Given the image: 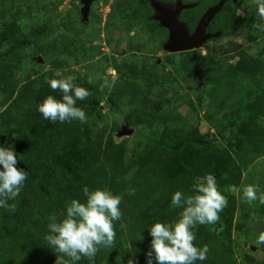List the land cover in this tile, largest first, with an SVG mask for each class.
I'll return each instance as SVG.
<instances>
[{"label":"rangeland","instance_id":"374dc122","mask_svg":"<svg viewBox=\"0 0 264 264\" xmlns=\"http://www.w3.org/2000/svg\"><path fill=\"white\" fill-rule=\"evenodd\" d=\"M219 1L182 0L190 7L179 21L192 33ZM153 15L149 0H92L84 17L81 0H0V146L16 150L32 134L43 145L72 137L87 165L81 177L59 174L60 194L46 198L35 185L22 189L14 204L55 214L59 222L71 200L85 202L84 187L106 188L122 198L116 236L78 264H146L148 228L175 222L183 209L170 208L174 192L191 195L210 173L228 205L215 224L193 229L194 245L209 249L202 264H264V243L258 242L264 203L243 198L248 185L264 193V93L247 104L246 122L230 123L240 99L264 82V32L254 27L264 20L257 2L225 0L206 29L215 36L183 61L189 76L163 49L167 31ZM68 76L91 93L77 101L87 121L55 122L45 130L37 106L48 95L62 97L47 81ZM31 116L39 119L37 126L26 129ZM124 127L131 133L120 134ZM1 213L0 264L69 259L48 247L44 237L52 233L36 218L30 221L32 214L25 222L9 221L7 230Z\"/></svg>","mask_w":264,"mask_h":264},{"label":"clouds","instance_id":"9594fccd","mask_svg":"<svg viewBox=\"0 0 264 264\" xmlns=\"http://www.w3.org/2000/svg\"><path fill=\"white\" fill-rule=\"evenodd\" d=\"M257 15L264 20V0H256ZM264 32V24L254 25ZM94 81L90 77L88 83ZM49 87L59 90L62 97L48 95L37 106L38 112L45 120L51 122L87 121L85 111L77 106V101H84L91 93L84 87L74 83V77L49 79ZM18 155L14 148L0 146V208L15 211V200L27 180V172L18 168ZM229 192H238L236 186H229ZM258 186L248 185L243 189L244 200L251 204L259 199L264 203V193ZM85 202L71 200L66 206L63 219L59 222L55 214H51L48 224L49 232L44 238L48 247L59 256L69 258L65 264H78L82 257L92 260L100 246H110L116 236L114 222L121 219V196L113 194L106 188L90 190L84 187ZM228 205V199L218 188L212 174H206L192 189L191 195L176 191L171 197L170 208L183 209L179 218L172 223L167 221L155 222L149 228L151 249L146 254V264H202L207 259L208 246L197 247L193 229L196 225L215 224L219 213ZM259 243H264V234L258 237ZM133 264V262H131Z\"/></svg>","mask_w":264,"mask_h":264},{"label":"trees","instance_id":"16d2710c","mask_svg":"<svg viewBox=\"0 0 264 264\" xmlns=\"http://www.w3.org/2000/svg\"><path fill=\"white\" fill-rule=\"evenodd\" d=\"M166 38H164L163 41H165ZM192 55L193 50H189L172 53L170 54V57L177 70L189 76L190 73L184 68L183 61H190ZM210 86L211 84L208 83L206 87ZM263 93L264 82L257 85L250 96H243L239 101L237 112L230 118V123L237 126L241 122H246L248 118L247 104L254 101ZM97 97V100L99 101L102 95H98ZM38 120L39 119H34L32 116L27 118L23 123L24 128L27 127L26 129H28L29 127L37 126L36 123ZM39 122L44 126L45 130L55 126L53 122L45 120L43 117ZM40 124H38V126H40ZM36 135L37 134L26 136L23 141L20 140L19 143L16 144V150L14 149L18 155L16 166L28 171L29 177L22 188L24 189V192H26L29 187L36 185L43 196L51 198L52 196L60 194V192L64 190V183L61 181L64 176L63 174L62 177L59 176L62 171L71 173L74 177H81L87 170V165L85 164V161H83L81 149H79L78 145L74 143L72 137H69L65 141H54L50 145H43L41 139L36 137ZM7 203L14 204V200H8ZM15 205V211L1 208L2 225L6 226L7 230L9 229L8 227L12 226L9 221L15 220L17 222H25L30 214L33 215V217L30 218V221L33 222L34 218H36V224L48 228V224L52 223L49 219V215L40 212L33 213V208L28 207L27 204L16 203ZM207 230H209L208 226ZM27 236L31 239L33 234L27 233ZM36 253H38V251L36 252L35 249V254Z\"/></svg>","mask_w":264,"mask_h":264},{"label":"water","instance_id":"95a60500","mask_svg":"<svg viewBox=\"0 0 264 264\" xmlns=\"http://www.w3.org/2000/svg\"><path fill=\"white\" fill-rule=\"evenodd\" d=\"M92 0H81L83 17ZM154 11L152 19L162 28L167 30V39L163 44V49L168 53H177L198 48L206 40L214 37V34L206 31L209 21L219 12L225 0L219 1L216 5L208 9L200 18L195 30L190 33L185 24L179 21V14L183 9L190 6L182 3V0H175L173 5H167L155 0H149ZM131 129L123 128L120 134H130Z\"/></svg>","mask_w":264,"mask_h":264}]
</instances>
